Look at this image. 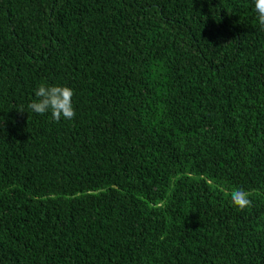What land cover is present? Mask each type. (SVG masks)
I'll return each mask as SVG.
<instances>
[{"label":"trees","instance_id":"1","mask_svg":"<svg viewBox=\"0 0 264 264\" xmlns=\"http://www.w3.org/2000/svg\"><path fill=\"white\" fill-rule=\"evenodd\" d=\"M0 264H264L254 0H0Z\"/></svg>","mask_w":264,"mask_h":264},{"label":"clouds","instance_id":"2","mask_svg":"<svg viewBox=\"0 0 264 264\" xmlns=\"http://www.w3.org/2000/svg\"><path fill=\"white\" fill-rule=\"evenodd\" d=\"M254 9L259 25L264 27V0H254ZM73 95L74 90L69 86L41 84L35 91L36 99L32 100L27 107L39 115L50 112L56 121L61 118L71 120L76 115L72 101ZM230 201L241 211L253 205L250 193L242 188L231 191Z\"/></svg>","mask_w":264,"mask_h":264}]
</instances>
